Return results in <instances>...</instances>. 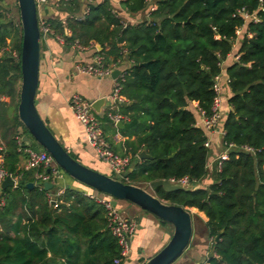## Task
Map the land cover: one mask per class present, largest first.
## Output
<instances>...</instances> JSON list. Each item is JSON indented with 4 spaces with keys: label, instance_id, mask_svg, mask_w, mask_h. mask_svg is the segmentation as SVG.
Returning <instances> with one entry per match:
<instances>
[{
    "label": "trees",
    "instance_id": "obj_1",
    "mask_svg": "<svg viewBox=\"0 0 264 264\" xmlns=\"http://www.w3.org/2000/svg\"><path fill=\"white\" fill-rule=\"evenodd\" d=\"M123 4L132 14L148 11L145 0ZM55 8L64 17L45 20L64 45L98 43L106 61L123 57L125 48L132 61L120 90L128 102L119 106L127 118L120 131L133 137L122 154L132 171L122 181L139 187L172 177L203 179L207 131L196 125L190 102L211 113L215 76L238 43V59L225 68L230 94L222 139L233 145L227 159L207 187L154 190L159 199L204 213L214 250L207 264H264V0H157L147 18L125 25L108 0L60 1ZM240 9L258 20L244 21ZM21 44L19 15L14 18L0 3V48L9 46L0 55V97L9 99L0 101V139L5 170L16 177L15 187L0 191V264H123L104 206L94 196L66 186L52 199L36 177L48 174L47 168L18 167L26 156L22 149L38 145L16 142V136L28 133L17 116ZM143 150L150 159H138ZM29 182L33 187L26 186Z\"/></svg>",
    "mask_w": 264,
    "mask_h": 264
},
{
    "label": "crops",
    "instance_id": "obj_2",
    "mask_svg": "<svg viewBox=\"0 0 264 264\" xmlns=\"http://www.w3.org/2000/svg\"><path fill=\"white\" fill-rule=\"evenodd\" d=\"M94 1L101 2L103 0ZM108 1L112 9L125 24H135L149 16V9L148 11L146 10L136 14L129 13L123 4L125 0ZM56 2L57 0H46V2L38 9V15L44 19L53 16L61 18L64 17L63 13L56 10ZM154 3L156 4V1ZM83 7H85V3L81 9L82 13L84 12ZM41 41L42 47L40 49L38 86L35 96V106L40 117L54 134L56 139L64 147H66V149H68L74 158L91 169L110 175V168L108 164L102 161L94 149L86 142L84 128L74 117L68 102L72 94H79L88 100L104 98L105 103L100 106V110L96 113L100 120L105 137L112 150L122 156L125 151L126 141L128 139L132 140L133 137L128 138V136L124 135L120 131V129L124 127L122 121L127 119L123 114L124 118L120 121L119 125H116L118 127L117 129L106 116V112L111 104L109 95L113 90L115 79L112 75L97 78L76 71V63L86 64L91 62L94 52L93 49L83 51L75 50L70 46L62 44L60 40H58L57 36L53 37L51 34L41 38ZM237 44V42L234 44L232 52H230L227 58L221 63V73L219 74L218 82L220 85L222 115L216 129L211 132H206L207 140L209 142V145L207 146L208 156L205 167L206 174L203 179L199 181L200 187H207L213 181V172L216 168V160L225 150L222 139L223 131L221 128V121L226 111L229 109L227 100L230 94L227 85L228 78L225 73V68L231 64V62L236 60L235 47ZM126 65L127 64L120 65L119 67L121 68ZM0 101L8 102L9 99L2 96L0 97ZM124 102H127L126 98ZM120 105L121 104L119 103L115 109L119 111ZM190 107L195 112L196 123H200L201 117L199 111L196 109L197 103L194 101L190 102ZM41 149V147H36V145H34V150ZM24 161L25 157H21L18 167L22 168ZM128 168H132V166H129ZM148 183L149 182L144 183L145 186L143 185V187L151 194L156 195L154 189L149 187L148 190L146 188ZM55 184L58 186V189L55 193L50 192L49 195L52 199L62 193L66 186L81 189L85 191L86 194L94 196L95 198L104 196L95 190L86 188V186L64 173H61V177L54 181L52 187ZM1 190L2 189L0 188V191ZM114 206L118 210L122 209L129 211V213H131V218L130 216H127V218L129 217V219L134 221L136 225L135 231L131 235L129 252L123 264H140L145 262L170 238L173 232V227H164L165 225L162 223L164 221L158 219L151 213L124 200L122 203ZM184 208H186L190 213L196 215L201 223L207 220L204 213L198 211L197 208L186 206ZM209 251L208 241L207 243H202L200 241L193 243L190 255L193 260L190 264L206 262Z\"/></svg>",
    "mask_w": 264,
    "mask_h": 264
},
{
    "label": "water",
    "instance_id": "obj_3",
    "mask_svg": "<svg viewBox=\"0 0 264 264\" xmlns=\"http://www.w3.org/2000/svg\"><path fill=\"white\" fill-rule=\"evenodd\" d=\"M17 5L22 30L20 53L21 83L17 116L28 132L21 136L22 141L29 146L32 142H36L52 156L55 164L65 174L81 184L111 198L133 203L158 219L170 223L173 226L170 238L158 252L148 258L143 264H172L186 249L192 237L193 228L190 212L181 205L171 204L159 199L144 187L124 182L122 179H116L83 165L56 139L40 117L35 106L40 63V30L36 2L35 0H17ZM96 47L100 49L98 43ZM142 64L145 65L146 63ZM118 73L119 69H115L111 75L115 78ZM90 102L94 111L98 112L100 106L105 103V99L99 98L90 100ZM120 104L126 105L127 102ZM175 110L176 108H174ZM119 124L120 122L116 125ZM137 157L141 160L151 158L144 150ZM131 171L132 168H128L121 176L127 177ZM33 185L32 182L26 184L28 188L33 187ZM148 186L151 189L160 187L165 192H171L174 190L197 189L200 187V183L193 182L182 186L172 184L167 179H157L150 181ZM7 187H15L14 180L10 176H7L0 184L1 189ZM51 188L52 183L43 182L45 191ZM213 255L214 250L211 249L208 257Z\"/></svg>",
    "mask_w": 264,
    "mask_h": 264
},
{
    "label": "built area",
    "instance_id": "obj_4",
    "mask_svg": "<svg viewBox=\"0 0 264 264\" xmlns=\"http://www.w3.org/2000/svg\"><path fill=\"white\" fill-rule=\"evenodd\" d=\"M60 1H69V0H57L55 5L57 6ZM149 3V11L155 9L156 4L154 3L157 0H145ZM37 11L38 9L46 2V0H35ZM239 15L244 19V21H257V17L254 13H248L244 9L238 10ZM125 25V23H124ZM38 26L40 30V39L52 34V30L49 24L46 22L44 18L38 15ZM69 33V31L67 30ZM242 33V28L238 27L236 29V35L239 36ZM58 40L62 44H64V39L62 37L57 36ZM71 48L83 51L87 49H93L92 60L89 63H76L75 69L79 73H84L91 75L93 77L101 78L104 76H110L115 69H119V73L114 78L115 83L113 86V90L109 95V100L111 102L110 107L106 112L107 118L111 121V123L115 126L118 122H120L124 116L115 109L119 103L124 102L125 98L120 93L121 90V80L126 73V69L132 63L131 60L125 58L126 49L122 48L121 52L123 57L110 61H106L105 55L99 52V49L96 47V43L89 42L88 45H82L77 40H74L69 45ZM9 50V46H3L0 48V55L5 51ZM14 57L17 56L15 51H11ZM238 59V55H236V60ZM127 64L126 66L119 67L120 65ZM219 75L215 76L213 90L215 92V96L211 105V113L209 115H205L203 111L199 110V114L201 117L200 123H196V125L201 126L205 131H213L216 129L220 117L222 115V107H221V99H220V85H219ZM69 107L76 118L79 121L85 131L86 142L94 149L98 157L106 162L110 168L111 173H115L121 177V179H126L122 177V173L125 172L130 166V159L126 155H119L115 153L109 142L107 141L103 129L101 127L100 120L97 116V113L91 107L90 100L82 97L79 94H72L69 98ZM223 134V132H222ZM16 142L19 146L24 143L22 141L21 136H16ZM204 145L207 147L209 145L208 140L205 141ZM225 146L224 152H222L217 160H216V170L219 171L221 169V163L223 160L227 159L228 153L231 148H233L232 144H226L223 142ZM247 150H251L250 148H245ZM24 153H26L25 161L23 164V169H30L34 167L42 166L47 168L49 173H36V177L39 178L42 182L48 181L51 179L53 182L61 177L62 170L55 164L52 156L46 152L44 149L34 150L29 147H25L22 149ZM4 156H5V145L4 142L0 139V184L7 177L10 176L16 185V177L8 174L4 167ZM54 165L52 166V164ZM170 183L179 184L182 186H186L190 184L189 178L187 176H182L179 178H169ZM43 184V183H42ZM91 196V195H89ZM99 203L104 206L106 219L108 227L112 233V235L116 238L121 251V258L125 259L128 255L130 248V239L131 235L135 231L136 225L134 221L131 219L124 217L121 215L120 210H118L111 201V197L104 195L102 197L96 198ZM4 205V198L0 194V207ZM213 242V238L208 239V245L211 246ZM115 259V263H119L121 260ZM196 264H207V261L204 263H196Z\"/></svg>",
    "mask_w": 264,
    "mask_h": 264
},
{
    "label": "rangeland",
    "instance_id": "obj_5",
    "mask_svg": "<svg viewBox=\"0 0 264 264\" xmlns=\"http://www.w3.org/2000/svg\"><path fill=\"white\" fill-rule=\"evenodd\" d=\"M1 4H3L9 11V13L14 17L16 18L19 14H18V5H17V0H1L0 1ZM42 47V41L40 39V49ZM36 145V144H35ZM39 146V145H37ZM36 146V147H37ZM40 147V146H39ZM54 165V163L52 164V166ZM67 175V174H65ZM110 176L111 177H114L116 179H121V177L115 173H111L110 172ZM144 185V184H143ZM145 186V185H144ZM146 188L149 190V186L146 185ZM58 189V186L53 185V187L50 189V192L52 193H55ZM98 193H101V192H98ZM102 195H105L103 193H101ZM112 201V204L113 205H117V204H120L122 203L123 200H120V199H116V198H113L111 199ZM120 212H121V215L124 216V217H127V216H130L131 218V213H129V211L127 210H122V209H119ZM191 214V220H192V228H193V232H192V237L189 241V244L188 246L186 247V249L183 251V253L172 263V264H190V262L193 260L191 258V250H192V247H193V243H195L196 241H200L202 243H207L208 241V236H207V229L205 227V225L203 223L200 222L199 218L190 213ZM129 218V217H128ZM163 225H165L164 227L166 228H172L173 226L168 223V222H162ZM197 236V237H196ZM166 244V243H165ZM164 244V245H165ZM163 245V246H164ZM162 246V247H163ZM161 247V248H162ZM160 248V249H161ZM159 249V250H160ZM158 250V251H159ZM157 251V252H158ZM155 254V253H154ZM198 258V257H196ZM200 259V258H199ZM144 263V262H143ZM143 263H140V264H143Z\"/></svg>",
    "mask_w": 264,
    "mask_h": 264
}]
</instances>
